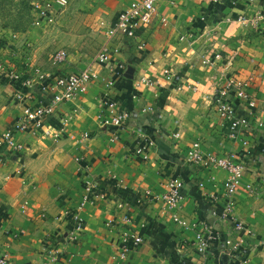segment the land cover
<instances>
[{
    "label": "crops",
    "instance_id": "obj_1",
    "mask_svg": "<svg viewBox=\"0 0 264 264\" xmlns=\"http://www.w3.org/2000/svg\"><path fill=\"white\" fill-rule=\"evenodd\" d=\"M132 1L139 0L101 4H118L115 18L102 23L101 48H119L115 59L123 69L88 65L85 59L72 66L66 59L56 72L49 65L46 71L35 54L18 53L14 43L0 45V66L23 79L32 78L35 86V70L59 76L92 66L99 73L83 95L60 104L55 115L46 119L44 127L49 129L67 116L56 141L40 132L14 130L22 109L34 105L41 92L34 86L30 90L34 98L18 101L16 86L4 77L0 80V133L11 131L25 149L15 156L0 148V257L7 255V264H43L46 251L55 249V264H237L222 246L223 239L230 237L241 242L242 259L248 264H264V19L255 28L227 21L241 12L264 16V0H162L149 26L135 38L109 40L106 27ZM139 45H143L141 50ZM212 53L234 55L230 67L224 62L214 68L202 66V57ZM164 71L185 87L177 91L174 83L165 80ZM224 72L244 82L254 102L251 110H245V102H234L239 115L249 122L235 139L229 138L228 126L212 101ZM141 78L154 85L142 84ZM109 79L115 82V90L105 89L104 81ZM105 94L130 113L114 141H110L112 130L99 125L100 100ZM175 133L177 140L171 138ZM148 140L153 146L135 154ZM194 142L203 152L234 154L242 161V186L234 194L229 218L221 215L225 173L184 161ZM87 177L103 198L92 197L84 204L80 212L83 229L74 233L72 242L68 239L71 218ZM170 179L180 182L182 201L174 214L186 222L185 227L172 220L173 211L159 199ZM248 184L251 190L246 189ZM119 202L122 208H117ZM124 216L130 221L125 222ZM236 221L252 234L235 233ZM133 231L144 242L125 260L118 259L123 236ZM196 232L214 236L206 254L195 250Z\"/></svg>",
    "mask_w": 264,
    "mask_h": 264
},
{
    "label": "built area",
    "instance_id": "obj_2",
    "mask_svg": "<svg viewBox=\"0 0 264 264\" xmlns=\"http://www.w3.org/2000/svg\"><path fill=\"white\" fill-rule=\"evenodd\" d=\"M217 0H213L216 2ZM255 0H236V3H250ZM69 0H49L35 2L32 5V9L36 16L35 25L40 24L53 25L56 24L59 12L65 9L68 5ZM162 0H139L132 4L128 8L121 11L114 22L106 27V36L109 40L116 37L133 39L135 38L140 30L147 28L151 23L153 17L157 13L158 5ZM264 19L262 14L248 15L244 12L232 14L227 21L237 23L242 27L255 28L261 20ZM138 50L143 48V45H139ZM120 53L119 48H113L111 45L103 46L95 59L94 64L98 66H108L112 71L113 67L123 69V64L120 63L116 58ZM232 58L221 56L220 53H212L204 55L202 57V66L208 68H214L215 65H220L224 62L228 67L232 63ZM67 59V54L64 50H58L50 57V63L52 66H60ZM37 87L33 84V79H23L21 75L13 70H5L0 66V80L4 77L9 80L13 86H16L14 97L18 101L31 100L33 93L30 91L32 87H36L41 92L36 98L35 104L32 106H26L22 109V118L18 124L14 126L15 131L21 132H40L44 137L58 140L63 132V127L66 124V117L63 116L58 126L50 127L45 129L44 124L47 118L53 117L56 113V109L60 104L70 102L77 97L83 95L88 88V85L99 79V73L95 72L92 66L83 69L79 72L65 73L59 76H53L45 72L35 70ZM224 76H219L217 82V89L215 90L212 101L216 111L220 115L221 119L225 121L228 126V136L231 139H235L241 132V130L249 126L248 119L244 115H239L238 109L234 102L246 103L245 110H251L254 107V102L250 100L246 93V84L239 79L234 78L233 75L223 73ZM163 76L166 81L171 84L174 83V87L177 91H181L185 86L179 78L175 75L170 74L168 71H164ZM140 82L146 86H153L154 82L147 78H141ZM104 87L106 90H115V82L111 79L104 81ZM189 88V87H188ZM195 90L194 87H190ZM29 90L28 92H26ZM25 91V92H24ZM102 112L98 115L99 125L112 130L110 141L117 139V130L121 128L126 121L129 119L130 113L121 110L118 106V102L109 98L107 94L102 95L101 100ZM243 109V108H242ZM260 126V124H259ZM179 134L175 133L172 135L173 140H177ZM245 145L246 142H243ZM153 146V142L148 140L146 144L136 149L135 154L141 155L142 151L146 147ZM0 148L5 151L6 155L18 156L24 152L22 144L18 143L11 131H3L0 133ZM184 161L188 165H192L196 168H209L222 170L225 177V202L224 208L221 213L223 216L229 218L231 216V209L234 206V194L236 190L242 186L244 167L242 161L236 158L234 154L216 155L207 152H203L200 144L194 142L190 145L188 150L184 154ZM180 182L176 179H170L166 184V191L159 199L164 203L165 207L172 210V220L177 225L186 226L185 221L179 220L177 215L174 214L181 206L182 195L180 192ZM201 186V184L199 185ZM83 195L81 201L74 209V214L71 218L73 224L69 241H75L76 236L74 233L79 232L83 229V221L80 217V212L92 197L103 198L102 195L96 194L97 186L88 177L83 180ZM246 189L251 190V185H246ZM122 203H117V208H122ZM215 212L212 216H215ZM125 222H129L130 218L127 216L123 217ZM144 228V225H140ZM205 231V230H204ZM235 233L245 232L247 235H251L252 231L246 227L242 222L236 221L234 223ZM213 234L210 232H196L194 234L193 245L198 254H206L209 250V242L213 239ZM144 242L142 236L133 231L123 236L122 245L120 251L117 254V258L125 260L128 254L140 246ZM222 246L228 249L230 252V261H237V264H248L246 259H242L245 249L241 242L233 241L230 237L223 239ZM57 250L50 249L46 251V260L43 264H55L57 258ZM0 264H7V255L0 257Z\"/></svg>",
    "mask_w": 264,
    "mask_h": 264
},
{
    "label": "rangeland",
    "instance_id": "obj_3",
    "mask_svg": "<svg viewBox=\"0 0 264 264\" xmlns=\"http://www.w3.org/2000/svg\"><path fill=\"white\" fill-rule=\"evenodd\" d=\"M40 1L49 0H0V45L16 44L18 53L23 50L30 56L35 54L36 62L41 61L45 68L52 66L50 57L58 50L67 53L66 62L72 66L83 59L89 60L88 65L93 64L104 41L102 23L115 18L121 0L106 7H101L104 0H69L67 7L59 12L56 24L36 26L32 5ZM115 10L119 11L115 13ZM57 68H53L55 72Z\"/></svg>",
    "mask_w": 264,
    "mask_h": 264
}]
</instances>
